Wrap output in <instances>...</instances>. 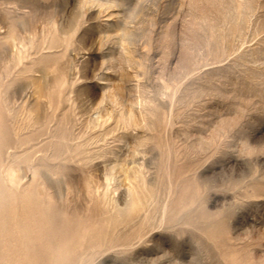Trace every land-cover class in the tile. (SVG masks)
<instances>
[{"label": "rangeland", "instance_id": "374dc122", "mask_svg": "<svg viewBox=\"0 0 264 264\" xmlns=\"http://www.w3.org/2000/svg\"><path fill=\"white\" fill-rule=\"evenodd\" d=\"M0 136V264H264V0H0Z\"/></svg>", "mask_w": 264, "mask_h": 264}, {"label": "bare ground", "instance_id": "6f19581e", "mask_svg": "<svg viewBox=\"0 0 264 264\" xmlns=\"http://www.w3.org/2000/svg\"><path fill=\"white\" fill-rule=\"evenodd\" d=\"M1 137V136H0ZM3 137V136H2ZM39 175V174H38ZM87 234V233H86ZM89 234V233H88ZM100 234V231H98V230H96L94 233H93V235H99ZM92 235V234H91ZM84 236V235H83ZM86 238V237H85ZM75 240H77V239H75ZM74 240V241H75ZM76 243V242H75ZM69 246H70V244H69ZM60 252V251H59ZM62 254V253H61ZM59 255V254H58ZM59 257V256H58ZM63 263V262H62ZM58 264V263H57Z\"/></svg>", "mask_w": 264, "mask_h": 264}]
</instances>
